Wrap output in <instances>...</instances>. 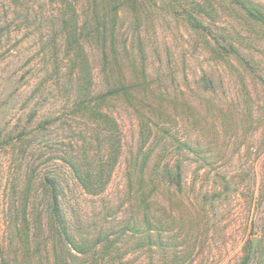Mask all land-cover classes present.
I'll use <instances>...</instances> for the list:
<instances>
[{
    "label": "rangeland",
    "instance_id": "374dc122",
    "mask_svg": "<svg viewBox=\"0 0 264 264\" xmlns=\"http://www.w3.org/2000/svg\"><path fill=\"white\" fill-rule=\"evenodd\" d=\"M87 1L0 0V132L10 141L0 149V230L25 205L30 221L41 220L48 230L47 179L63 190L70 226L91 244L98 233H117L110 256L67 264H264V26L230 0H120L117 44L134 48L154 92L141 110L175 114L192 145L162 161L157 151L150 154L149 176L159 162L162 170L168 163L173 176L180 165L182 191L162 175L157 187L149 181L150 240L135 250L140 233L118 234L137 211L131 202L137 184L129 174L140 173L142 158L138 164L141 139L132 108L115 103L125 139L106 192L86 194L72 171L85 146L96 145L93 121L75 107L79 76L63 47L62 19L71 13L67 2L81 11ZM190 14L208 30H195ZM129 73L136 74L132 67ZM224 178L231 190L213 201ZM46 236L33 228V242L40 244L34 264L40 255L55 264L54 242Z\"/></svg>",
    "mask_w": 264,
    "mask_h": 264
},
{
    "label": "trees",
    "instance_id": "16d2710c",
    "mask_svg": "<svg viewBox=\"0 0 264 264\" xmlns=\"http://www.w3.org/2000/svg\"><path fill=\"white\" fill-rule=\"evenodd\" d=\"M133 1L137 2V0ZM230 1L240 7L250 20L264 26V3L261 0ZM67 4L71 13L62 19L65 36L63 47L68 54H72L73 65L78 70L75 107L83 108L86 111L85 117L93 121L94 126L91 127L90 133L93 137L91 140L96 145V147H88V144L85 146L82 161L77 160L76 165L72 166V171L78 186L86 194L98 196L106 192L114 168L120 162L125 139L123 128L115 112V103L121 101L132 108L137 116L138 134L141 139L136 162L139 164L142 158L140 173L136 177L129 174L130 180H135L137 184L131 192V202L136 203L137 211L132 214L129 221L125 222L123 230H118V234L123 236L127 231L133 234L140 233L135 246V250H139L150 240L147 235L149 181L155 185L159 180L162 181L160 177L162 175L182 191L180 165H176V174L173 176L168 170V163L162 170L159 162L154 169L155 175L149 176L146 169L149 159L152 158L150 154L157 151V158L162 161L167 154L180 153L183 149L192 151V145L183 137L175 114L170 115L167 114L168 111L158 110L159 114L156 117L154 113L141 110V106H147L149 95L154 92L151 89V80H148L144 69V63L137 61L134 48L128 44H123L122 47L117 44L120 0H88L81 5V11L71 2ZM188 16L195 30L201 32L208 30L192 14ZM231 48L234 49V46ZM223 50L228 49L223 48ZM213 52L219 54L215 49ZM237 55L241 58V55ZM131 67L134 68L135 75L129 73ZM164 96H162L163 100L166 98ZM164 116H169L172 119L171 123L157 119ZM6 144H10V141L3 139L0 132V149ZM224 180L223 190L213 195V201L223 200L228 196L232 181H227L226 178ZM46 182L44 188L48 193L46 217L48 230L45 231L41 220L34 223L30 221L26 205L22 208V213L16 208V218L4 223L5 229L0 230V264H34L35 256L40 253V244L35 245L33 242V228L34 231L40 229L46 232V241L51 240L52 237L55 264H67L70 259L81 258H90L97 263L105 256H110L112 254L110 250L116 247L112 234L117 233H110L111 231L106 234L98 233L96 242L91 244L79 227L70 226L61 205L63 190L53 181L50 184L45 179ZM46 241L44 246L49 244ZM98 245H100L99 250ZM40 258L42 259L40 264H46L47 261L42 255Z\"/></svg>",
    "mask_w": 264,
    "mask_h": 264
},
{
    "label": "water",
    "instance_id": "95a60500",
    "mask_svg": "<svg viewBox=\"0 0 264 264\" xmlns=\"http://www.w3.org/2000/svg\"><path fill=\"white\" fill-rule=\"evenodd\" d=\"M257 243H258V238L257 237L253 238L252 257L255 254Z\"/></svg>",
    "mask_w": 264,
    "mask_h": 264
}]
</instances>
